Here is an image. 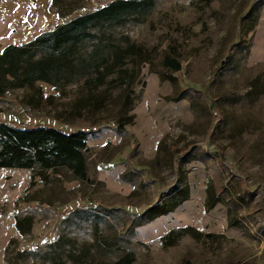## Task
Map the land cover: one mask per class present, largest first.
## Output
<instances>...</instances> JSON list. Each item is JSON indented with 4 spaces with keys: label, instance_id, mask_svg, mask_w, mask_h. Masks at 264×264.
Masks as SVG:
<instances>
[{
    "label": "rangeland",
    "instance_id": "1",
    "mask_svg": "<svg viewBox=\"0 0 264 264\" xmlns=\"http://www.w3.org/2000/svg\"><path fill=\"white\" fill-rule=\"evenodd\" d=\"M110 1L0 0V50ZM150 1L89 30L135 45L125 73L0 94V125L84 131L87 149V181L0 169V264H264V0Z\"/></svg>",
    "mask_w": 264,
    "mask_h": 264
},
{
    "label": "trees",
    "instance_id": "2",
    "mask_svg": "<svg viewBox=\"0 0 264 264\" xmlns=\"http://www.w3.org/2000/svg\"><path fill=\"white\" fill-rule=\"evenodd\" d=\"M150 6V0H113L66 19L24 44L4 46L0 50V94L9 88L29 87L34 83L62 86L90 73L95 74L91 83L99 86L114 68L125 73L124 60L136 53L135 45L124 38L125 44L121 47L111 43L110 35L106 40L103 37L98 39L89 30L99 23L118 25L124 16L132 12L141 15ZM89 40L92 41L89 51H80V43ZM162 64L173 71L180 70L173 60L165 58ZM127 123L118 124L117 130L121 131ZM85 137L86 132L80 130L63 133L50 126L18 128L1 124L0 169L29 170L37 167L39 172L36 176L39 177L42 172L63 168L72 177L87 181ZM176 203L151 206L146 210V218L165 213ZM30 225L31 217L28 215L14 219L17 232L27 231ZM62 242L63 239L58 238L48 248H59ZM132 261V254L126 253L113 264H132Z\"/></svg>",
    "mask_w": 264,
    "mask_h": 264
}]
</instances>
